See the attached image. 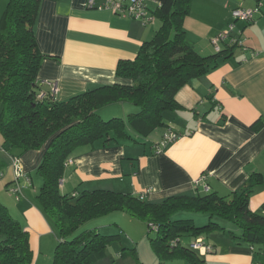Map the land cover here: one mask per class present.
I'll return each instance as SVG.
<instances>
[{
    "label": "crops",
    "instance_id": "1",
    "mask_svg": "<svg viewBox=\"0 0 264 264\" xmlns=\"http://www.w3.org/2000/svg\"><path fill=\"white\" fill-rule=\"evenodd\" d=\"M8 1L0 0V16ZM93 1L96 6L106 2ZM89 2L41 3L35 33L41 52L49 57L42 65L39 82L44 84L45 91L51 92L52 85L47 81L57 83L58 90L52 95L60 101L98 85L130 84L129 79L117 76L118 62L135 59L143 43L151 40L160 27L158 19L145 25L140 19L119 16L110 8L91 7ZM259 2L264 9V0H193L185 19L187 39L199 54H216L212 38L228 29L233 21L232 11L254 8ZM148 4L155 10L159 2L151 0ZM239 32L246 39V49L236 48L234 55L217 68L183 86L176 94L179 107L163 114V127L147 137H137L138 141L99 140L77 149L72 156L74 164L65 170L62 192L75 195L103 189L136 196L145 194L146 200L160 203L173 195L216 192L227 196L241 189L253 173L264 178V125L258 130L253 127L259 119L264 121V12L249 23L236 20L231 35ZM222 46L224 49L229 45L225 42ZM120 104L119 114L124 118L138 111L128 103ZM100 114L104 117L115 113L107 106ZM169 130L178 133L179 138L161 146ZM3 147L0 135V162L6 180L4 186L0 183V200L29 232L33 264H53L59 239L36 200L43 179L36 178L35 187L33 175L43 160L45 148L21 155V167L30 181L20 178L24 188L17 197L5 187L15 183V170L12 156ZM203 176L204 181L197 183ZM249 206L264 214V183L251 194ZM119 218L113 216L114 222L90 228L118 235ZM129 221L130 238H121L124 248H113L112 252L109 248L101 263L160 264L147 240L149 232L144 226L135 230L134 220ZM222 225L223 232L203 235L213 246V251L202 255L207 264H264V246L252 249L232 237L231 233L241 236V230L231 223ZM190 238L184 246L191 248L195 238Z\"/></svg>",
    "mask_w": 264,
    "mask_h": 264
},
{
    "label": "trees",
    "instance_id": "2",
    "mask_svg": "<svg viewBox=\"0 0 264 264\" xmlns=\"http://www.w3.org/2000/svg\"><path fill=\"white\" fill-rule=\"evenodd\" d=\"M42 1L9 0L0 16V135L3 148L14 159L45 148L37 169L43 185L36 200L59 239L53 264H95L105 257L120 235H104L90 228V221L121 211L158 227V237L150 241L160 264H207L204 256L182 245L180 239L223 232L220 221L241 230V236L230 232L233 238L263 247L264 214L249 206L251 194L264 183L260 173H253L241 189L227 196L216 192L173 195L160 203L111 190L75 195L61 190L66 163L77 149L99 140L138 141L137 137L149 136L165 125V111L179 107L176 94L183 86L246 46L227 42L230 45L216 54H199L185 29L193 0H156L159 5L153 12L160 27L155 36L143 43L135 59L120 60L116 68L117 76L131 83L98 85L60 101L39 82L49 57L41 52L35 33ZM116 103H128L138 111L126 118H103L100 110ZM263 125L259 119L253 127L258 130ZM1 166L0 162V170ZM185 213L208 215L209 222L195 226L192 218L175 217ZM33 258L29 232L0 203V264H33Z\"/></svg>",
    "mask_w": 264,
    "mask_h": 264
},
{
    "label": "built area",
    "instance_id": "3",
    "mask_svg": "<svg viewBox=\"0 0 264 264\" xmlns=\"http://www.w3.org/2000/svg\"><path fill=\"white\" fill-rule=\"evenodd\" d=\"M149 1L151 0H106L105 3L101 5H95L93 0H90L89 4L91 7H97L99 9L102 8H110L115 14L122 16V17H129V18H135L140 19L142 22L147 24H152L157 19L153 10L149 6ZM264 12L263 9V3L259 2V4L254 8H243L239 7L232 11V17L233 21L229 24L228 29L219 33L217 36L212 38V44L215 48L216 52H220L223 49V44L225 42L232 43L231 45L238 44L240 46H245V40L242 32H239L236 36H232L231 32L235 28V21L236 20H242L245 22H252L254 21L256 15L262 14ZM228 45H230L228 43ZM48 84L52 85V93L55 94L58 90L57 83L55 82H49ZM43 96V94L39 95ZM179 138V134L176 133L173 130H169L165 133L162 141L161 146H166L167 144L177 140ZM13 159V166L15 170V183L14 186H10L8 188L9 192L12 194L21 193L22 189L24 188V185L19 182L20 178L24 177L26 182H29V176L25 174L24 170L21 167L20 164V158L19 159ZM74 163V160L71 158L67 161V165H71ZM4 176V173L2 170H0V179H2ZM206 177L203 176L200 179L197 180V183L203 182ZM205 189L208 191L209 187L206 186ZM142 199H145V194L141 196ZM149 226L153 229H158V227L153 224L149 223ZM178 240L172 241L173 245H176ZM191 248L193 250L198 251L201 255H207L209 252L213 251V246L211 244H208L203 236L196 237L194 241L191 243Z\"/></svg>",
    "mask_w": 264,
    "mask_h": 264
},
{
    "label": "rangeland",
    "instance_id": "4",
    "mask_svg": "<svg viewBox=\"0 0 264 264\" xmlns=\"http://www.w3.org/2000/svg\"><path fill=\"white\" fill-rule=\"evenodd\" d=\"M121 106L122 105L121 104H118V103L110 105L109 108L113 109V111H114L115 114H110L109 116L106 114V115H104L103 118L110 119V117H113V116H120L121 114H119L120 113L119 111L121 110ZM128 106H132V105H128ZM111 115H113V116H111ZM68 166H70V165H67V167ZM33 175H34L35 179L36 178L37 179H40L41 178V176H39V174L37 172H35ZM37 179H36V182H35V187L37 186ZM4 182L6 184V180L5 179H3V178L0 179V183L2 185L4 184ZM12 185L14 186V183L13 182L10 184V186H12ZM42 185H43V180H42V183H41L40 187L38 188V194L41 191ZM5 187H7V185ZM4 190H5V188H4ZM0 203H2L3 205H5V206L8 207V205L4 202V200L3 201L0 200ZM117 214L118 215H112L111 217H109V215H106V216H103L101 218H98V219H95L93 221H90V227L91 226L92 227H98L99 225L107 224L110 221L111 222H114V220H112L113 216H120V218L118 220L119 221V224H118V227H119V229H118V235H120V239L121 238H123V239L128 238L129 239L130 238V229L131 228H130L129 225L132 224L129 221L130 219L131 220H134V223L136 224L135 230L138 229V226H144V230L147 231V232H149L148 235H147V240H148V242H149L150 245H151L150 238L154 239V238H157L158 237V229L151 228L149 226L148 222L143 221V220H140V219L135 218V217H132L128 213L123 212V211L118 212ZM175 217H178V218H192L194 220L195 226H204V225H206L209 222L208 215H203V214H198L197 215V213H185L182 216L177 215ZM220 222L224 223V225H227L228 224V222H224V221H220ZM102 231L106 233L105 230H102ZM105 233H103V234L104 235H107L109 232H107V234H105ZM209 234L207 232L205 234V237H208ZM109 235H111V234H109ZM113 235H115V234H113ZM181 240H182L181 241L182 242V245H185V244H187L191 240V238L189 236H183V237H181ZM121 243H122V239L113 242V244L111 246H109V248H110L109 251L112 252V249L113 248H124L123 246H121ZM143 245H145V243H142V245H141L142 248H143ZM151 247H152V245H151ZM251 248H254V247L251 246ZM105 257H106V255H105ZM103 258L100 259L99 261H97L95 264H102L101 262L103 261ZM108 258H110V257H108Z\"/></svg>",
    "mask_w": 264,
    "mask_h": 264
},
{
    "label": "clouds",
    "instance_id": "5",
    "mask_svg": "<svg viewBox=\"0 0 264 264\" xmlns=\"http://www.w3.org/2000/svg\"><path fill=\"white\" fill-rule=\"evenodd\" d=\"M62 184V183H61Z\"/></svg>",
    "mask_w": 264,
    "mask_h": 264
}]
</instances>
